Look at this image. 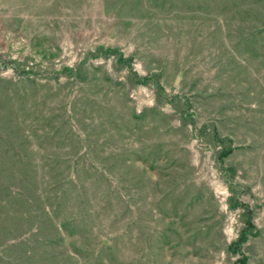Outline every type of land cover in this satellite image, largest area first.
I'll use <instances>...</instances> for the list:
<instances>
[{"label": "rangeland", "instance_id": "obj_1", "mask_svg": "<svg viewBox=\"0 0 264 264\" xmlns=\"http://www.w3.org/2000/svg\"><path fill=\"white\" fill-rule=\"evenodd\" d=\"M243 257L264 264V0H0V264Z\"/></svg>", "mask_w": 264, "mask_h": 264}, {"label": "trees", "instance_id": "obj_2", "mask_svg": "<svg viewBox=\"0 0 264 264\" xmlns=\"http://www.w3.org/2000/svg\"><path fill=\"white\" fill-rule=\"evenodd\" d=\"M243 233H244V232H243ZM242 238H243V234H242V235L240 234L239 237L237 238V240L234 242V245L240 243V242L242 241ZM235 264H246V263H245V258H244V257H243V258H239V259L236 261Z\"/></svg>", "mask_w": 264, "mask_h": 264}]
</instances>
